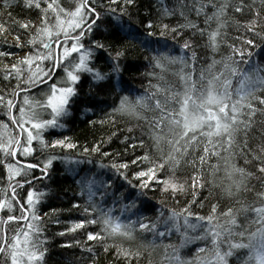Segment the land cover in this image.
I'll list each match as a JSON object with an SVG mask.
<instances>
[{"label": "snow or ice", "instance_id": "obj_1", "mask_svg": "<svg viewBox=\"0 0 264 264\" xmlns=\"http://www.w3.org/2000/svg\"><path fill=\"white\" fill-rule=\"evenodd\" d=\"M19 2L0 4L6 17L0 58L15 57L0 69V264H44L40 207L48 186L34 185L50 178L54 160L73 174L82 164L97 170L76 181L83 203L73 202L67 211L76 210L79 218L57 235L80 231L105 253L113 249L117 264H140L145 252L148 264H157L152 253L158 264H264V0H174L172 7L156 0L163 7L155 22L149 12L140 27L133 19L138 0H23L35 19L17 21L7 10ZM245 11L249 18L241 24L236 14ZM192 12L203 17V26L189 19ZM177 14L183 23H163ZM229 23L244 29L231 43ZM185 30L192 35L185 37ZM197 36L201 42L194 44ZM133 42L150 53L144 57L152 68L147 75L155 81L135 96L123 94L131 93L123 73ZM222 46L226 54H220ZM177 47L180 54H173ZM197 48L206 50V63ZM97 52L105 54L99 65ZM83 73L96 82L97 94L113 97L111 104L87 109L102 114L90 124L116 128L118 115L137 121L126 129L132 135L123 136V154L103 150L119 128L84 145L67 136L46 139L48 130L65 126L61 118L69 114ZM105 173L111 174L106 180ZM205 189L213 200L206 213L195 211L206 206L207 197L199 198ZM156 190L171 206L156 208L151 218L143 212L148 193ZM179 196L187 197L183 204ZM86 247L95 264L96 249Z\"/></svg>", "mask_w": 264, "mask_h": 264}, {"label": "trees", "instance_id": "obj_2", "mask_svg": "<svg viewBox=\"0 0 264 264\" xmlns=\"http://www.w3.org/2000/svg\"><path fill=\"white\" fill-rule=\"evenodd\" d=\"M3 0H0V4H2ZM259 4V0H257V5ZM174 5V0H165V4L163 6L172 7ZM156 3V0H138V9H139V17H134V21H137L136 26L140 27L138 24V20L148 18V13H152V18L155 22V18L158 14V9L163 7ZM8 12L11 13L13 19L17 21H25L28 19H35L34 10L26 9L23 6V0H20L19 3L14 4V6L10 7ZM210 11V9H209ZM249 18V13L245 11L242 14H236V19L243 24ZM4 11L0 8V22L5 20ZM189 19L196 20L198 24L203 26V17L197 18L195 13L192 12L189 14ZM105 23L106 21H102L101 23V31H105ZM163 23H167L170 26L175 25L177 23H183V19L177 14L172 17L165 18ZM214 27V25H213ZM22 35H24L23 30H19ZM227 36V42L231 43L236 37L244 35L243 27L237 28L234 24L229 23L227 29L225 30ZM105 35H108L105 32ZM122 35V34H121ZM185 37L191 36V32L189 30H185L183 33ZM8 40L12 41L14 36L12 34L8 35ZM26 38V37H25ZM110 40L115 39V36H108ZM255 39L259 40L258 37ZM170 40V38H169ZM181 43L183 41H180ZM200 38L193 37V43H200ZM238 42V41H237ZM86 46L88 45V38L85 39ZM133 50L129 54L128 59L125 63L128 65L127 69L123 73V80L126 82V86L131 89V93H123L130 94L132 96L142 95L145 90L149 88V82H155L154 79L147 75L149 71H152V68L149 66L148 61L144 58L146 55H149V52H146L144 48L133 42ZM6 47V46H5ZM54 49L59 51L58 46L54 45ZM153 47H156L153 45ZM27 51V47L25 48ZM200 57L203 58L202 62H207V52L203 48L195 49ZM12 51H17L16 49H12ZM227 47L221 48L220 54L227 53ZM259 51V50H258ZM181 50L177 47L173 54H180ZM57 54V52H56ZM22 56L23 53H20ZM264 55V53H262ZM219 58V56H217ZM105 59V54L103 52L96 53V61L97 65L102 64ZM257 58H253L255 61ZM15 62V57H10L7 60L0 58V69H2L5 63ZM242 67L247 68V65H242ZM62 74V70H61ZM82 78L77 82L78 95L71 98V103L69 107V114L65 117L61 118V123L65 126L63 128L50 129L47 132L46 139L49 141L53 138H63L64 136L69 137L73 141H78L81 145L85 144L87 141L89 144L94 141V139H103L110 132L116 131L117 128L120 131H117L116 137H113L111 141L104 145L103 150H107L109 152L119 151L123 154L125 144L122 143V139L124 135H132L131 133H127L126 129L128 126L137 123L135 120H131L126 116H117V124L116 128H113L111 125L101 126L100 124H90L89 120H99L101 118V113L97 108L95 111V115H93L92 111L87 110L91 105L98 104L100 101H106V103L111 104L112 96L105 97L102 94H97L96 82L91 80V77L87 73L81 74ZM13 83H15L13 81ZM35 91V90H33ZM100 107H103V104H100ZM134 134L138 135V131L134 130ZM34 146L38 148V143L33 142ZM140 149H136V153H139ZM55 154H63L60 150H57ZM75 155V153H73ZM131 155V150H129V156ZM22 162H27L31 158H23L20 157ZM93 159H99V157H93ZM237 163L243 164V160H238ZM70 167L66 165L61 160H54L53 164L50 166V178L41 180L37 182V185H34L36 190H42L43 185L48 186L47 193V201L43 203L40 207L41 220L44 223L45 232L42 235L47 237L45 241V246L47 248V252L44 258V264H91L93 259V254L87 251V245L92 244L96 249L95 251V264H117L116 259L112 255L113 249H110L109 252L105 253L102 249H100L94 242L87 241L85 235L80 231L75 233H66L63 236L57 235L62 229L65 227L66 223L70 220L79 218V214L76 210H71V205L73 202L83 203V200L77 193L80 191V185L76 183L78 180H87L89 179L93 173L97 170L94 164H82L76 166L77 171L76 174L67 171V168ZM254 170V169H253ZM6 175V173H3ZM36 175L39 176L40 173L37 171ZM110 173H105L104 178L107 179L110 176ZM150 199L146 202L145 208L147 211L143 212V215L154 218L156 215L155 209L161 208L163 204H169L171 206L168 199L163 198L158 190L150 191L148 193ZM207 199L205 200V198ZM186 196H179L181 204H183L186 200ZM202 200H205V207L201 209H194L195 211H202L206 213L208 211L207 204L213 200V197L209 195V191L207 189L202 191L201 196L199 197ZM110 202V199H109ZM127 203V201H124ZM51 209H60L59 213H54L49 215L47 218L43 216L44 212H49ZM116 215H121L119 211L115 212ZM166 214V211H165ZM130 218H134L130 213L125 214ZM58 218L61 223L56 224L52 221ZM161 230H163L161 228ZM76 241L80 243L77 244ZM167 243V240L165 241ZM111 243V242H110ZM81 245H84L83 247ZM127 246V245H125ZM194 246L189 245L184 252L190 254L191 250ZM245 254L247 250H244ZM153 260H155L158 264L159 258L157 253H152ZM148 253L145 252L143 257L141 258L140 264H148ZM135 264V262H133Z\"/></svg>", "mask_w": 264, "mask_h": 264}, {"label": "rangeland", "instance_id": "obj_3", "mask_svg": "<svg viewBox=\"0 0 264 264\" xmlns=\"http://www.w3.org/2000/svg\"><path fill=\"white\" fill-rule=\"evenodd\" d=\"M57 54H58V51H57Z\"/></svg>", "mask_w": 264, "mask_h": 264}]
</instances>
